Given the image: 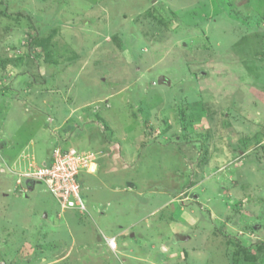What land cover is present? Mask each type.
Here are the masks:
<instances>
[{
	"label": "rangeland",
	"instance_id": "rangeland-1",
	"mask_svg": "<svg viewBox=\"0 0 264 264\" xmlns=\"http://www.w3.org/2000/svg\"><path fill=\"white\" fill-rule=\"evenodd\" d=\"M0 1V264H264V0Z\"/></svg>",
	"mask_w": 264,
	"mask_h": 264
},
{
	"label": "built area",
	"instance_id": "built-area-1",
	"mask_svg": "<svg viewBox=\"0 0 264 264\" xmlns=\"http://www.w3.org/2000/svg\"><path fill=\"white\" fill-rule=\"evenodd\" d=\"M89 154L80 152L76 147H63L57 145L51 154V158L39 168H32L30 172L21 174L24 181L33 179L44 184L55 196L62 210L74 209L81 214L90 210L85 202L78 176L89 171ZM30 186H27V190ZM106 238L108 246L112 249L111 242L115 237Z\"/></svg>",
	"mask_w": 264,
	"mask_h": 264
},
{
	"label": "trees",
	"instance_id": "trees-1",
	"mask_svg": "<svg viewBox=\"0 0 264 264\" xmlns=\"http://www.w3.org/2000/svg\"><path fill=\"white\" fill-rule=\"evenodd\" d=\"M0 14L1 15H8V13L6 12V9L2 6V1H0ZM48 41H49V39H47ZM45 52H46V57L47 58H50L51 57V54L49 53V51H48V48L47 47H45ZM0 65H1V63H0ZM71 127H75V126H71ZM70 127V128H71ZM68 130H70V129H68ZM65 140V139H64ZM67 141V140H66ZM58 145V142H56L55 143V145H54V147H53V149L56 147ZM53 149H52V151H51V154H52V152H53ZM51 154H50V158H51ZM49 158V159H50ZM87 173V172H86ZM80 176V175H79ZM79 176H78V180H79ZM35 182V180H33V179H26L25 181H24V184L26 185V186H31V187H33L34 185H32L33 183ZM80 182V181H79ZM33 189H34V187H33ZM84 198H85V196H84ZM61 208V207H60ZM87 214V213H86ZM104 239H105V236H104ZM105 242H106V239H105ZM110 248V247H109ZM246 258L248 259V260H254L255 259V256H253V255H248V256H246Z\"/></svg>",
	"mask_w": 264,
	"mask_h": 264
},
{
	"label": "crops",
	"instance_id": "crops-1",
	"mask_svg": "<svg viewBox=\"0 0 264 264\" xmlns=\"http://www.w3.org/2000/svg\"><path fill=\"white\" fill-rule=\"evenodd\" d=\"M66 135H68V134H66ZM69 136V135H68ZM85 174V173H84ZM87 175H85L84 177L86 178V177H89L88 175H92V174H90V173H86ZM86 187H88V185L86 186ZM31 188V187H30ZM32 189V188H31ZM94 208V207H93ZM90 211H91V209H90ZM99 213H101V214H104V213H106V211L105 210H99L98 211ZM103 236H105V237H107V238H110V237H116V236H114V234L113 235H103ZM108 245V244H107ZM109 247V246H108Z\"/></svg>",
	"mask_w": 264,
	"mask_h": 264
},
{
	"label": "clouds",
	"instance_id": "clouds-1",
	"mask_svg": "<svg viewBox=\"0 0 264 264\" xmlns=\"http://www.w3.org/2000/svg\"><path fill=\"white\" fill-rule=\"evenodd\" d=\"M48 161H49V159H48V160H46L45 162H48ZM44 164H45V163H44ZM30 187H31V186H30ZM31 188H32V187H31ZM31 188H30V189H31ZM105 239H106V238H105ZM106 243H107V241H106Z\"/></svg>",
	"mask_w": 264,
	"mask_h": 264
}]
</instances>
